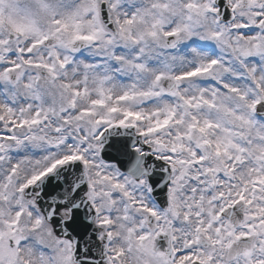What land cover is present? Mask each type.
<instances>
[{
  "label": "snow or ice",
  "instance_id": "obj_1",
  "mask_svg": "<svg viewBox=\"0 0 264 264\" xmlns=\"http://www.w3.org/2000/svg\"><path fill=\"white\" fill-rule=\"evenodd\" d=\"M0 264H264V0H0Z\"/></svg>",
  "mask_w": 264,
  "mask_h": 264
}]
</instances>
